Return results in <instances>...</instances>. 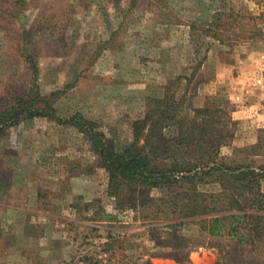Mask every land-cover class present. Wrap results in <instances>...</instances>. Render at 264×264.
Masks as SVG:
<instances>
[{
	"label": "rangeland",
	"instance_id": "1",
	"mask_svg": "<svg viewBox=\"0 0 264 264\" xmlns=\"http://www.w3.org/2000/svg\"><path fill=\"white\" fill-rule=\"evenodd\" d=\"M15 1L0 0V111L11 96L29 93L33 54L40 91L58 115L97 123L118 152L149 115L140 146L161 138L159 168L211 160L263 172L264 0ZM207 107L218 110L216 133L202 146L191 127ZM158 118L163 128L151 137ZM83 176L91 203L77 205L85 224L72 226V211L59 202L67 182ZM30 179L49 196L43 211L74 233L78 260L63 264H264V210H257L264 178L217 173L182 188L115 196L87 135L35 118L0 135V207H25ZM215 217L222 235L205 229Z\"/></svg>",
	"mask_w": 264,
	"mask_h": 264
},
{
	"label": "trees",
	"instance_id": "2",
	"mask_svg": "<svg viewBox=\"0 0 264 264\" xmlns=\"http://www.w3.org/2000/svg\"><path fill=\"white\" fill-rule=\"evenodd\" d=\"M15 2L16 5H20V3H23V0H16ZM22 36L26 54L29 51L28 42L30 41L27 43L25 42L27 40L26 38L31 36V32L24 31ZM26 60L32 71L29 93L11 96L10 100L5 104V108L0 111V135H7L11 129L27 120H33L35 118H47L61 125H70L78 128L82 133L88 136L94 152L99 157L101 165L110 174V190L112 195L119 196L126 188H138L146 191L171 190L174 187L182 188L185 183L190 184L194 182L197 177L200 178L201 175L214 176L217 173H221L222 176H229L230 179L236 181L248 183L254 181L249 180L251 175H253L255 179L264 178V169L263 172L260 173L252 169L249 170L248 167L239 166L235 168L225 165L224 163L220 164L216 161L211 162V160L203 167L194 166V162L181 161L168 170L159 168L158 165L154 164V156H157L159 149H161V138H159L156 144L140 146V140L144 135V130L152 119L149 115L144 120L135 123V142L123 152H118L113 140L109 139L105 133L99 130V125L97 123L86 119L81 114L74 115L68 120L61 118L55 107L51 105L50 97L43 96L40 91L38 79L39 67L36 58L33 54H27ZM158 109H160V107H158ZM213 109V107L205 108L200 112L201 120L192 123V135L198 138L202 146L206 141L209 143V138L216 133L214 128L216 123L215 113L218 112V110L214 112ZM161 123V120L158 118L156 122L151 124V137L156 134L154 133L156 130L161 132L163 128ZM147 141L151 142V138H148ZM190 144L191 142H189V145ZM237 171H239V173H237ZM262 197V195L259 196L260 199ZM197 207L198 206H195V209ZM249 208L254 209V203H252ZM214 210H220V208L216 207ZM257 210H264L263 202H259ZM195 214H199V210H197ZM224 226L222 218L215 217L210 219V228L208 229L206 227L205 229L209 230L211 235H222V228H224ZM232 226L229 235H233L231 233H234V228Z\"/></svg>",
	"mask_w": 264,
	"mask_h": 264
},
{
	"label": "crops",
	"instance_id": "3",
	"mask_svg": "<svg viewBox=\"0 0 264 264\" xmlns=\"http://www.w3.org/2000/svg\"><path fill=\"white\" fill-rule=\"evenodd\" d=\"M87 179L83 176L67 182L59 202L65 205V210L69 208L72 211L66 218L72 226L85 224V221L77 218L75 209L81 202L91 203L81 187ZM30 180L25 182V189L28 190L25 207H0V264L77 262L78 248L74 250L75 242L71 240L73 231L61 229L60 215L43 211L49 196L43 194L40 182ZM57 197L60 198V195L51 196L49 203L57 204Z\"/></svg>",
	"mask_w": 264,
	"mask_h": 264
}]
</instances>
